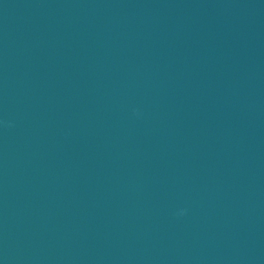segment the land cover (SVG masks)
Masks as SVG:
<instances>
[{
    "label": "water",
    "instance_id": "95a60500",
    "mask_svg": "<svg viewBox=\"0 0 264 264\" xmlns=\"http://www.w3.org/2000/svg\"><path fill=\"white\" fill-rule=\"evenodd\" d=\"M0 264H264V0H0Z\"/></svg>",
    "mask_w": 264,
    "mask_h": 264
}]
</instances>
